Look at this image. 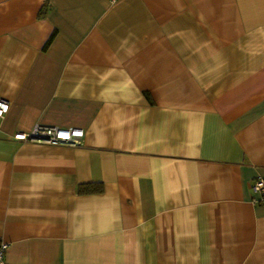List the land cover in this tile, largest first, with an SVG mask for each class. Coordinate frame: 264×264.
<instances>
[{
    "label": "crops",
    "instance_id": "obj_1",
    "mask_svg": "<svg viewBox=\"0 0 264 264\" xmlns=\"http://www.w3.org/2000/svg\"><path fill=\"white\" fill-rule=\"evenodd\" d=\"M0 98L6 264H264V0H0Z\"/></svg>",
    "mask_w": 264,
    "mask_h": 264
},
{
    "label": "built area",
    "instance_id": "obj_2",
    "mask_svg": "<svg viewBox=\"0 0 264 264\" xmlns=\"http://www.w3.org/2000/svg\"><path fill=\"white\" fill-rule=\"evenodd\" d=\"M9 109V102L0 98V118ZM84 131L79 127L62 128L58 126H51L36 123L28 132H17L14 139L24 141H42L50 144H68L80 145ZM251 189L260 194L259 202L264 203V177H257L251 181ZM8 243L0 239V264L4 262V255L7 252Z\"/></svg>",
    "mask_w": 264,
    "mask_h": 264
},
{
    "label": "trees",
    "instance_id": "obj_3",
    "mask_svg": "<svg viewBox=\"0 0 264 264\" xmlns=\"http://www.w3.org/2000/svg\"><path fill=\"white\" fill-rule=\"evenodd\" d=\"M103 190V185L101 182H93L79 185L78 192L79 193H93V192H101Z\"/></svg>",
    "mask_w": 264,
    "mask_h": 264
}]
</instances>
